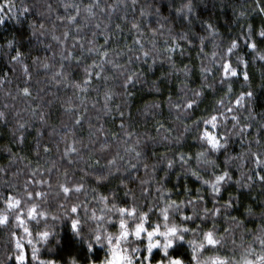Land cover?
I'll list each match as a JSON object with an SVG mask.
<instances>
[{"label": "trees", "instance_id": "16d2710c", "mask_svg": "<svg viewBox=\"0 0 264 264\" xmlns=\"http://www.w3.org/2000/svg\"><path fill=\"white\" fill-rule=\"evenodd\" d=\"M186 2L0 0V114H3L0 115V218H7L0 224V264H5L6 253L12 255L9 249L15 250V240L25 237L23 228L18 227L17 215L26 220L34 235L50 231L49 241L37 244L39 258L46 264L49 261L91 264L104 260L105 249L96 246L89 253L87 244L73 235L70 221L65 217L71 206L81 204L78 209L84 228L81 235L87 239L97 223L83 218L84 206L90 213L94 211L97 216H103L104 204L97 197L111 200L113 192L118 207L135 206L144 212L152 207L157 212L154 207L157 203L163 207L165 199L177 203L195 199L199 190L205 204L197 211L203 217L204 207L213 208L211 189L195 177L183 175L179 164L168 170L167 160L161 161V156L166 154L172 159L177 151L194 155L203 150L195 139L193 121L212 116L217 117L218 127L207 126L209 130L229 137L227 152L209 156L218 165L217 174L227 166L232 175V182L222 187L219 204H225L230 198L235 203L214 219H195L194 223L181 224L183 215H194L191 208L179 217H172V223L191 231L180 242L182 246L169 250L168 259L179 257L183 264H195L186 241L200 243L201 230H212L214 224L217 236H225V229L231 230L228 242L218 250L206 245L208 250H202L199 257L201 264H221L225 258H230L232 264H243L244 259H254L253 253L262 252L255 238H264V184L245 177L251 174L250 169H255L257 175L264 172L255 168L250 159H234L227 165L225 161L228 157L245 156L249 148L264 156V61L253 59L252 50L241 38L237 55L249 62V79L245 81L241 73L220 83L223 70L218 59L213 63V53L222 55L228 44L240 35L242 26L251 25L257 32L264 27V12L260 11L264 0H192L191 16L182 19L176 9ZM206 23L213 26L217 35L205 31ZM180 33H187L188 40H181ZM201 37L205 38L203 51ZM254 39L264 53V38ZM176 43L181 47L173 53L166 51ZM104 51L107 57L103 56ZM17 56L18 60L12 59ZM235 61L234 55L233 67ZM94 62H104L101 76L105 79L95 76L100 69L92 67ZM205 67L210 71L202 96L194 109L178 120V110L170 107L169 99L173 104L190 99L191 90H200L205 83L202 74ZM86 70L93 74L91 78ZM132 73H138L139 79L125 86L126 75ZM85 80H89L87 85L83 83ZM245 92H252L253 96L246 97L244 106L239 107L236 97ZM106 93L110 95L107 101ZM229 107L234 111L229 112ZM234 115L240 121L235 129L232 127ZM160 123L164 128L157 133ZM185 124L192 125L193 132L185 134L182 144L173 143L172 137L182 133ZM205 127L201 124L200 131ZM240 128H244L243 136L239 134ZM169 129L176 131L169 133ZM136 140H140L137 150L144 153L140 160L126 151ZM257 140L261 143L257 144ZM72 147L77 151L71 152ZM113 159L119 171L114 167L109 176L105 169L106 179L98 180L99 169ZM130 163L136 164V168H131ZM191 163L195 168L194 159ZM145 164L149 166L147 169ZM211 171L209 167V174L201 173L202 179H213ZM81 184L80 192L62 191L61 186L74 190ZM16 200L21 203L19 212L8 207ZM32 204L45 213L47 228L43 221L37 226L25 217ZM158 215V212L152 215L150 223H160L163 230V218L158 219ZM53 217L59 219L53 221ZM232 217L242 222L239 227L229 222ZM102 227L117 233L116 228ZM146 243L145 240L144 245L133 246L143 252ZM26 251L30 254L31 248ZM162 259V250L154 249L150 264H159ZM7 264L13 262L8 260Z\"/></svg>", "mask_w": 264, "mask_h": 264}, {"label": "snow or ice", "instance_id": "6c2138e0", "mask_svg": "<svg viewBox=\"0 0 264 264\" xmlns=\"http://www.w3.org/2000/svg\"><path fill=\"white\" fill-rule=\"evenodd\" d=\"M175 2V0H173ZM260 11L264 12V8H261ZM178 15L181 18L190 17L193 12V3L192 0H187L186 3H182L179 8L176 9ZM243 15V13H241ZM73 22L75 21V17L71 18ZM205 31L209 32L212 36L217 35L213 26L211 24H205ZM181 40H188L187 33H180L178 34ZM254 37L264 38V27H262L258 32L251 26L248 25L246 28L242 26V30L240 35H238L235 39H233L228 46L226 47L224 53L222 55H217V53H213V63L215 60L218 59L221 62V69L223 70V78L221 79L220 83H225L230 77H236L242 73L243 78L245 81L249 79V73L247 68L249 66V62L246 61L242 56L237 55V50L241 47V38H243L244 43L248 48L252 50L250 53L253 56V59H258L260 61H264V53L260 51L258 48L257 42ZM201 51L205 45V38L201 37ZM105 43H108V40H105ZM104 46H101L103 49ZM181 45L176 43L166 49L167 52L173 53L177 48H180ZM103 56L107 57L108 53L106 51L102 52ZM145 56L148 55L147 52L144 53ZM236 56V66L233 67L231 62V57ZM12 59L18 60L19 57H13ZM169 60H171V56H169ZM111 63V61H106ZM155 62V61H154ZM103 63L101 64H94L92 65L93 68L100 69V71L95 72V76L101 79H105V77L101 76V72L103 71ZM117 68H122V65H114ZM241 66H243L241 68ZM210 71L209 68L205 67L202 68V74L204 76V82L201 85L200 90L193 89L191 90V98L186 99L183 103H175L173 104L171 98L169 99L170 107H175L177 112V119H181V115L187 113L188 110L194 109L199 101L200 97L202 96V89L205 87V84L208 80L207 73ZM185 75L188 73V68L185 66L184 69ZM86 75L91 78L93 75L92 73H88L86 70ZM139 79L138 73H132L131 75H126L125 78V86L134 84L136 80ZM85 85L89 83V80H85L83 82ZM79 87V85H77ZM207 87L211 88V85H207ZM229 91H231V86H229ZM24 93L28 94V89H24ZM253 96L252 92H245L236 97V105L239 107H243L245 103L246 97L251 99ZM106 101L110 99V95L108 93L105 94ZM154 107H158V105H154ZM229 112L234 111L233 108L229 107L227 109ZM3 115V114H0ZM121 116H123V112H121ZM232 120L235 121L232 127L235 129L238 127L240 121L237 116H233ZM77 124L80 123L79 120L76 121ZM203 124L206 127L203 131H200V125ZM193 125L195 126L196 136L195 139L197 140L201 151H197L194 155L186 153V152H174L173 158L168 159L166 154L161 156V161L167 160V169H173L179 164L182 174L187 176L191 175L199 180L202 185H208L211 189L210 195L213 196V208L209 210L207 207L203 208V217L199 215L197 209L205 204L204 196L197 191L195 199H185L177 203L176 201L165 199V204L161 207L158 203L154 205L158 212V219L160 217L163 218L162 220V228L161 224L157 223L153 225L150 223L151 216L156 215L157 212H153L152 207L148 208L147 212L138 210L137 207L133 206L131 209L126 207H118L115 203L117 196L116 193H112V199L109 200L105 196L97 197L98 202L104 204V211L103 216H97L95 212H91L87 206H84V215L83 218L85 220H93L96 221L97 226L89 233L87 239L82 236V232L84 231L83 226L81 225L82 217L78 214V209L82 206L81 204H76L70 207V211L66 215V219L70 221V229L73 232L74 236H79L82 242L87 244V248L89 253H92L96 246H100L101 248L105 249V259L103 264H150V260L152 257V253L154 249L162 250L164 259H162L159 264H164V260H167V264H183V260L179 257L168 259L170 255L171 249L174 246L180 247L181 241H185L186 234L191 231V229L187 227H179L176 223L171 222L172 217H179L181 213H184L186 209L191 208L193 210L194 215H183L181 219V224L187 222H195V219H202V221L207 220L209 218L214 219L217 216L222 215L226 212L229 208H232L235 199L230 198L228 202L223 205L219 204L218 197L221 194L222 187L232 182V175L228 170L227 166L219 171L217 174L216 169L218 165L216 164L215 160L209 159V156L215 155L217 153L227 152L228 150V143L229 137L228 135H221L218 132H214L209 130L210 126L211 129H216L218 127L217 117L212 116L209 119L202 118L201 121H193ZM249 125L245 122V127ZM22 128L23 125H20ZM123 127V124L121 125ZM164 128L163 123L159 124V127L156 129L157 133ZM169 133L176 131L175 129H169ZM193 132L192 125H183V132L178 133L174 137H172L173 143L175 144H182V141L185 139V134H191ZM239 134L241 136L244 135V128H240ZM126 135H132V133H126ZM154 139V138H153ZM164 139H168V136H165ZM257 144H260L261 141L257 140ZM140 145V140H136L133 147L130 149H126V151L131 152L135 159L140 160V158L144 155V153L140 150H137V147ZM71 152H76L77 149L72 147L70 149ZM119 159L123 160L124 157H119ZM195 161V168H193L192 161ZM234 159H250L251 162L254 164L255 168H259L264 172V156H262L259 152H252L251 148H249V152L245 156L241 157H228L226 158L225 164L227 165L229 161ZM97 165L99 161L96 162ZM117 167L116 160L113 159L107 165L103 166L99 169L100 175L98 176V180L106 179L104 175L105 169L108 170V175H112L111 169ZM130 167L135 169L136 164H131ZM147 169L149 166L147 164L144 165ZM155 165H152V168L155 169ZM209 167L212 169L210 175L213 177L211 180L202 179L201 173L209 174ZM117 171L119 168L117 167ZM250 175H246V179L248 181H255L256 179L259 180L262 184H264V174L257 175L255 169H250ZM237 183L244 185L242 181H237ZM63 193L67 194L70 191L80 192L82 189V184L77 185L74 190L70 189L69 187L61 186ZM186 191H189L186 189ZM95 193V190H93ZM35 195H43L41 193H36ZM127 195V193H125ZM6 199H8L6 197ZM31 203V202H30ZM111 204V207L108 205ZM8 207H14L16 212H19L21 207V203L19 200L15 201V204H9ZM72 214H77L73 217ZM26 218H30L31 221H35L36 225L39 226L41 221H43L45 228L48 227V220L45 218V213L40 211L36 204H32L31 207L27 208L26 212L24 213ZM115 217V219H113ZM7 218H0V224L5 223ZM16 219L19 221L18 227L23 228V232L25 237H21L15 240V250L13 251L11 248L9 251H12V255L9 256L7 253L5 254V264H7L8 260H11L13 264H46L45 261L40 260L39 253L40 248L37 247L41 241L47 243L49 241L50 231L46 230L43 232H38L35 235L33 232L29 231L28 224L26 220H21L20 217L17 215ZM53 221L59 219V217H53ZM230 223L236 224L237 227L240 226L242 222H240L237 218L232 217L229 221ZM147 224V227H146ZM102 225H108L112 228L117 229V233L113 234L110 233L107 227H102ZM134 226V227H133ZM200 227L199 225L197 226ZM264 231V229H262ZM230 229H225V236H217L215 224L213 225V229L209 231L201 230L200 238L201 242L196 243L195 241L188 240L186 243L188 244L189 248H191V255L192 260L195 261V264H201L199 257L202 255V250L207 251V246H212L214 250H218L219 248H223L228 242V234H230ZM195 234V233H194ZM26 238V242H25ZM261 245L262 252L260 254H255L254 259H244L243 264H264V238L257 236L255 238ZM145 240L147 241L146 246L144 247V251L141 252V248L138 246H133L136 243L140 245H144ZM35 241V242H34ZM232 243L234 244L235 241L233 240ZM27 248H31L30 254L26 251ZM147 253V255H145ZM47 264H53V262L49 261ZM75 264V261H73ZM221 264H232L230 258H225L221 261Z\"/></svg>", "mask_w": 264, "mask_h": 264}, {"label": "rangeland", "instance_id": "374dc122", "mask_svg": "<svg viewBox=\"0 0 264 264\" xmlns=\"http://www.w3.org/2000/svg\"><path fill=\"white\" fill-rule=\"evenodd\" d=\"M103 261H104V260L99 261V262H96V263H91V264H103Z\"/></svg>", "mask_w": 264, "mask_h": 264}]
</instances>
